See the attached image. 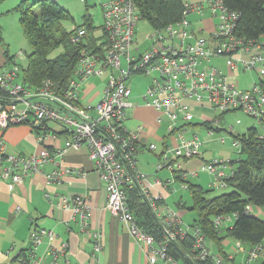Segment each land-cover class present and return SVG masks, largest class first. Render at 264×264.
Wrapping results in <instances>:
<instances>
[{
    "label": "built area",
    "instance_id": "built-area-1",
    "mask_svg": "<svg viewBox=\"0 0 264 264\" xmlns=\"http://www.w3.org/2000/svg\"><path fill=\"white\" fill-rule=\"evenodd\" d=\"M102 11L103 38L98 50H81L74 78L64 89L47 81L37 90L29 89L22 82L21 67L16 62L0 71V128L22 124H28L32 129L39 127V133H35L41 146L29 156L4 154L0 142L1 180L19 184L27 176L41 173V168L53 163L57 157L61 160L57 167L43 174L47 184L60 183L67 175H82L81 170L65 166L62 158L68 150L84 148L105 185L106 211L127 226L134 242L144 247L149 264H156L158 259L174 261L167 253L168 246L190 238L191 251L201 262L211 259L213 264H258L264 252L261 245L248 248L242 242L234 241L233 254L224 257L211 249L198 227L185 225L178 212L158 207L164 197L150 192L152 187L148 186L147 177L137 169L139 147L147 146L153 151L156 146L147 144L148 131L143 126L135 130L126 127V109L132 106L129 101L131 90L126 82L134 74L146 77L156 74L141 98L146 106L158 113L156 124L166 123L167 135L172 137L171 144L165 146L159 157L156 170L167 169L172 173L166 182L168 185L175 182L174 176L178 174L182 180L180 189L188 190L185 180L195 177L196 173L183 171L181 164L198 157L204 145L197 137L185 136L188 124L194 119L190 102L200 105L201 110H217L223 114L240 111L264 126V35L256 40L237 37L239 15L229 9L224 0H185L181 19L163 29H153L146 36L150 42L148 49L139 52L135 43L139 16L134 2L108 1ZM193 16L196 17L194 20L191 19ZM86 34L85 28H77L71 41L79 43ZM133 51L138 55H133ZM18 56L22 57L23 53L18 52ZM212 58H223L226 70L209 65ZM122 59L126 68H122ZM240 71L256 72L258 82L240 89L237 82ZM91 77L105 80V87L98 103L82 106L79 103L80 86ZM210 122L207 134L212 137L219 120ZM50 123L70 135L65 147L55 153L43 145L46 139L54 137L48 129ZM227 130L233 134L232 126ZM223 140L225 138H220ZM232 146L240 154V142L233 139ZM228 164V161L211 159L202 165L201 169L213 177L211 188L227 189L230 173L225 168ZM153 185L165 188L158 181ZM135 188L139 189L156 217L157 236L137 224L129 206V192ZM57 207L72 208L80 215L82 227L86 229L87 201L83 196H61ZM245 210L253 213L251 206H246ZM235 218L236 215H217L213 224L217 228L232 226ZM54 238L52 231L43 228L29 232L26 243L30 264H40L35 258L36 248L44 239L52 242ZM93 239L95 250L99 251L101 235L95 234ZM224 244L228 245V242ZM239 254L244 259L237 261L235 257Z\"/></svg>",
    "mask_w": 264,
    "mask_h": 264
},
{
    "label": "crops",
    "instance_id": "crops-1",
    "mask_svg": "<svg viewBox=\"0 0 264 264\" xmlns=\"http://www.w3.org/2000/svg\"><path fill=\"white\" fill-rule=\"evenodd\" d=\"M23 1L32 3L38 0H0V13L5 14L9 10L17 11V6ZM52 1L58 3L68 12L72 2L78 4L81 8H85L84 10L87 8V0ZM81 3L84 4V7ZM103 6L104 4L101 7L102 9ZM84 16L85 14L82 15V18ZM102 36V26L99 35L95 34V30L92 33V38L96 39L97 45L102 41ZM10 41V39L2 38L0 33V71L15 63V59L7 61L5 57V53L9 57H14V53L10 52ZM149 45L144 50L148 49ZM104 87L105 80H100V78L91 77L82 81L80 105L86 106L87 104L94 105L98 103ZM129 101L132 106L126 109V127L129 130H135L137 127L143 126L148 131L147 144L152 143L156 146L153 151L149 150L147 146L139 147L137 169L139 172L145 173L143 165L140 164L141 157L146 152H151L152 157H149L147 161L152 163L157 160L159 162L160 155L163 153L165 146L171 144L172 137L168 136L167 132L162 131V126L156 124L158 113L152 107L146 106L141 97L139 101H136L130 96ZM190 103L194 115L196 113L198 116L196 117L198 120L193 124H188L189 128H186L185 136L187 138L197 137L201 140V127H198L201 124L198 122H201L202 117L205 128L208 124L210 126L211 122L201 113L204 110H201L200 105L195 102ZM31 119L28 120L31 121ZM10 127L0 128L2 130L0 131V142L3 143L2 151L4 154L13 153L29 156L41 148L36 141V133L32 128L10 129ZM48 129L54 133V137L46 139L43 145L48 151L55 153L56 150L65 147L66 142L70 140V135L53 123L49 124ZM213 136H215V133ZM225 142L226 140L220 141L221 144ZM157 144L162 145V147L158 149ZM213 156V152L203 148L198 157L183 161L181 164L183 171L196 173L195 177L187 178L185 182L198 184L203 188L202 184L205 183V186L210 187L211 177L207 176L210 174L203 171L201 167L214 158ZM58 161L61 162L57 157L53 163L50 162L42 167L41 173L27 176L19 184L13 185L0 178V264H20V258L17 257L27 249L28 234L35 228H43L55 234L52 242L44 239L36 248L35 258L40 264H149L144 247L134 242L128 233L127 226L106 211L107 192L105 185L99 179L93 162L88 158L87 151L84 148L78 151L68 150L62 158L65 166L81 170L82 175H67L60 183L47 184L43 174L56 168ZM230 165L231 161L225 168L227 173L234 169H230ZM171 176V172L162 169L154 173L152 180L147 178V184L152 187L150 189L152 194L164 197L158 207L160 209L168 207L167 209L178 212L183 221L186 215V208L183 203L184 190L178 187L182 180L178 177V174H175V185H168L166 182ZM157 181L165 188L162 189L159 185H153ZM171 191L178 195L177 210L169 208L167 204L172 195ZM61 196H83L86 199L88 226L85 230L82 227L80 215L75 213L72 208L57 207L58 199ZM187 225L189 226V224ZM95 234L101 235V248L99 251H96L94 247L93 237ZM226 245L224 244V246ZM243 259L242 254L235 257L237 261ZM156 264H182V262L158 259Z\"/></svg>",
    "mask_w": 264,
    "mask_h": 264
},
{
    "label": "trees",
    "instance_id": "trees-1",
    "mask_svg": "<svg viewBox=\"0 0 264 264\" xmlns=\"http://www.w3.org/2000/svg\"><path fill=\"white\" fill-rule=\"evenodd\" d=\"M132 1L138 9L139 20L146 21L153 29H163L179 21L185 2V0ZM224 2L229 9L239 15L235 31L237 37L256 40L264 35V0ZM16 10L20 15L19 23L23 36L31 48L26 56V67L21 66L22 82L31 90H37L45 81L58 89H64L74 78V69L81 50L83 48L87 51L98 50L96 39L92 38L94 27L91 17L85 15L81 25L70 29L64 22L72 21L71 14L55 1L38 0L32 3L23 1ZM80 27L85 28L87 34L81 42L73 43L72 35L75 29ZM57 49L61 50L60 53L51 57ZM5 57L7 61L13 59L7 53ZM215 119L219 120L218 117ZM207 128H210L209 124ZM33 130L39 133V127ZM232 136L240 142V154L237 161H231V165L236 166L227 178L228 191L208 197L212 188L206 190L201 185L187 183L191 199V207L188 210L195 213L194 222L190 226L198 227L213 248L211 249L224 257L228 253L225 251L223 240L227 238L240 241L248 248L261 245L264 250V220L245 210L246 206H251L252 209L264 206V136L260 135L256 127H250L244 133ZM129 198V206L139 227L157 236L158 222L139 189L135 188L129 192ZM217 215H236V218L231 227L217 228L213 224V218ZM191 249L190 238L171 243L167 253L174 261H181L182 264H213L211 259H207L206 262L195 259ZM17 258H20V264H30L28 249ZM259 260L258 264H264V252Z\"/></svg>",
    "mask_w": 264,
    "mask_h": 264
},
{
    "label": "rangeland",
    "instance_id": "rangeland-1",
    "mask_svg": "<svg viewBox=\"0 0 264 264\" xmlns=\"http://www.w3.org/2000/svg\"><path fill=\"white\" fill-rule=\"evenodd\" d=\"M80 1V0H79ZM106 0H87V8H81L76 5L75 3H71L69 9V13L71 14L72 21L70 22H64L65 26L67 28H72L77 25H81L83 23L82 15H89L92 18L93 27L95 30V34L99 35L101 32V26L103 25V11H102V5L105 4ZM82 7H84V4H82ZM85 6V7H86ZM80 9V10H79ZM1 11V9H0ZM19 13L15 10H9L5 14L0 13V33L2 34V38L10 39V52H13L15 62L18 66L26 67L27 60L26 56L30 53L31 48L26 42L22 29L20 27L19 23ZM196 17H191L192 20H194ZM153 28L144 20H139L135 27V43H137V46L139 47L140 51L143 52L144 49L149 45V41L147 40L146 36L151 34ZM6 42V41H5ZM7 44V43H6ZM22 52L23 56H18V52ZM60 49L55 50L51 57L56 56L60 53ZM133 55H138V52H132ZM212 66H218L222 71H225V62L223 58H212L210 61V64ZM122 68H126L125 60L122 59ZM156 74H152L149 77H146L142 74H134L132 75L126 82V84L130 87V90L132 92V98H134L136 101L140 100V97L145 92V90L150 86L151 84V78H154ZM101 80V79H100ZM237 82L239 84L240 89H246L250 84L258 82V74L256 72H243L240 71L237 77ZM203 115H205L206 118H208L210 121L214 120L215 118H219V125H218V131L215 130V136L210 137L207 134L208 128H205L203 125V119L201 117V122H198L201 124L198 127H201V141L204 143L203 148H207L208 151L213 152L212 159H219L224 161H237L239 159V154H237L236 149L232 146L233 136L232 135H240L244 133L248 128L256 127L260 134H264V126L260 125L255 119H252L248 116H246L244 113L237 111V112H229V113H222L217 110H204L201 112ZM198 117L195 113L194 119L191 124L195 123V121L198 120ZM237 120L240 121L239 124H237ZM232 126L233 127V134L228 133V128ZM162 131L166 132V123L163 122L162 124ZM11 128H27L31 129V127L28 124H22V125H14L11 126ZM189 128V126H187ZM224 129V130H222ZM225 129L227 131H225ZM0 131H2L0 129ZM225 138L226 142L224 144H221L219 139ZM158 149L162 147V145H158ZM151 152H146L144 156L140 159V164L143 165L145 173L142 172L143 175H145L148 179L152 180L154 177V173L156 171V165L157 160L155 162L147 161L149 157H152ZM154 161V160H152ZM236 164L230 165L231 168H235ZM209 178L211 177V182L213 180V177L211 175H207ZM172 177V176H171ZM170 177V178H171ZM205 183L202 185L206 190H211V184L210 187L205 186ZM175 185V182L172 184ZM180 187V185L178 186ZM213 189V188H212ZM182 190V189H181ZM228 191V189H213L208 193V197L216 196L221 193H224ZM184 198L183 203L185 204V211L186 215L183 218V223L186 225L193 224L195 219V213L192 211H189L188 209L191 207V199L190 194L187 190L183 191ZM171 196L168 199V206L169 208L177 210V200L178 195L171 191ZM168 208V207H167ZM253 214L255 216H258L259 218H262L264 220V206L261 208H255L253 209ZM227 241L228 245L225 246V251L227 253L234 252V240L227 238L226 240H223L224 242ZM212 248V247H211ZM213 249V248H212Z\"/></svg>",
    "mask_w": 264,
    "mask_h": 264
}]
</instances>
